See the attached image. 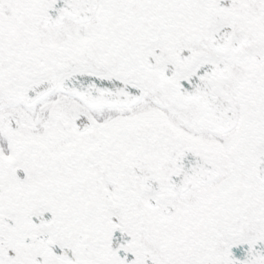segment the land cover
Masks as SVG:
<instances>
[{
    "label": "snow or ice",
    "instance_id": "obj_1",
    "mask_svg": "<svg viewBox=\"0 0 264 264\" xmlns=\"http://www.w3.org/2000/svg\"><path fill=\"white\" fill-rule=\"evenodd\" d=\"M0 264H264V0H0Z\"/></svg>",
    "mask_w": 264,
    "mask_h": 264
}]
</instances>
